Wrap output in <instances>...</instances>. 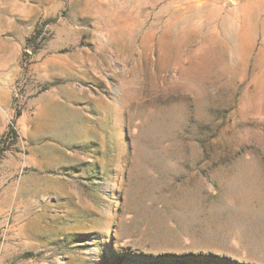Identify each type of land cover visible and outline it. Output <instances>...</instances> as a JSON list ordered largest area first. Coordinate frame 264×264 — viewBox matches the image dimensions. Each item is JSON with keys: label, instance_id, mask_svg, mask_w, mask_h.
Instances as JSON below:
<instances>
[{"label": "rangeland", "instance_id": "374dc122", "mask_svg": "<svg viewBox=\"0 0 264 264\" xmlns=\"http://www.w3.org/2000/svg\"><path fill=\"white\" fill-rule=\"evenodd\" d=\"M10 126L0 264H264V0H0Z\"/></svg>", "mask_w": 264, "mask_h": 264}, {"label": "trees", "instance_id": "16d2710c", "mask_svg": "<svg viewBox=\"0 0 264 264\" xmlns=\"http://www.w3.org/2000/svg\"><path fill=\"white\" fill-rule=\"evenodd\" d=\"M16 139H17V131L13 126H10L8 130L5 132V134L3 135V142L5 143V146L0 147V154L2 153L3 150L8 149L11 145H13L16 142ZM166 256L167 255H165V257ZM169 256L173 258L176 257L173 255H169ZM188 256H191V255H188ZM162 257H164V255ZM157 258H160V257H157Z\"/></svg>", "mask_w": 264, "mask_h": 264}, {"label": "bare ground", "instance_id": "6f19581e", "mask_svg": "<svg viewBox=\"0 0 264 264\" xmlns=\"http://www.w3.org/2000/svg\"><path fill=\"white\" fill-rule=\"evenodd\" d=\"M183 204V203H182ZM250 227H251V224H250ZM254 231H256V230H254L253 228H252V232H254ZM263 237V236H262Z\"/></svg>", "mask_w": 264, "mask_h": 264}]
</instances>
